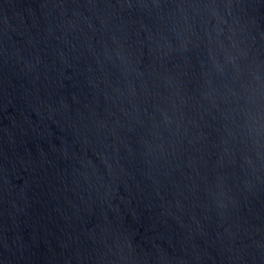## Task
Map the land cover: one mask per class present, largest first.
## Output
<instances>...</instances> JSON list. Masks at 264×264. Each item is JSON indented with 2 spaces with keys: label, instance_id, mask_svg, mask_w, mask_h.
Wrapping results in <instances>:
<instances>
[{
  "label": "water",
  "instance_id": "water-1",
  "mask_svg": "<svg viewBox=\"0 0 264 264\" xmlns=\"http://www.w3.org/2000/svg\"><path fill=\"white\" fill-rule=\"evenodd\" d=\"M0 264H264V0H0Z\"/></svg>",
  "mask_w": 264,
  "mask_h": 264
}]
</instances>
